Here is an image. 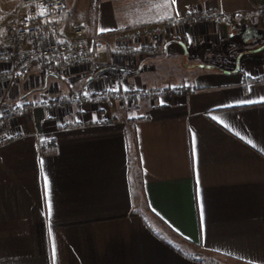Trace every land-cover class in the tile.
<instances>
[{
    "label": "crops",
    "instance_id": "crops-1",
    "mask_svg": "<svg viewBox=\"0 0 264 264\" xmlns=\"http://www.w3.org/2000/svg\"><path fill=\"white\" fill-rule=\"evenodd\" d=\"M208 10L222 20L167 30L162 57L111 62L128 26ZM262 10L264 0H156L123 21L111 1L66 0L62 26L86 28L89 67L32 68L0 87V116L31 105L0 122V264H264ZM181 75L171 99L115 97ZM80 92L91 101L43 106Z\"/></svg>",
    "mask_w": 264,
    "mask_h": 264
},
{
    "label": "built area",
    "instance_id": "built-area-1",
    "mask_svg": "<svg viewBox=\"0 0 264 264\" xmlns=\"http://www.w3.org/2000/svg\"><path fill=\"white\" fill-rule=\"evenodd\" d=\"M23 18L13 22L0 45V87L11 86L18 78L37 68L46 77L67 76L75 70L89 67L92 62V45L85 38L81 26L71 28L69 34L62 29V16L66 0H23ZM264 15V10L260 12ZM222 20L218 10H208L197 15L167 20L139 29L117 34L115 45L110 49L111 62L143 56L148 59L162 57V40L167 30L190 29ZM180 88H158L153 91L117 93L115 97L132 104L142 98L155 101L161 97L171 99ZM103 94L99 99H103ZM91 101L85 92L71 94L67 99L53 98L43 106L50 110H68L76 104ZM31 105L22 101L12 110L0 116V122L15 118L16 114L28 112Z\"/></svg>",
    "mask_w": 264,
    "mask_h": 264
},
{
    "label": "rangeland",
    "instance_id": "rangeland-1",
    "mask_svg": "<svg viewBox=\"0 0 264 264\" xmlns=\"http://www.w3.org/2000/svg\"><path fill=\"white\" fill-rule=\"evenodd\" d=\"M108 1H111L116 6L118 15L122 17L123 21H125L126 18H130L133 20L134 18L135 20L137 18L139 20L140 18H146L148 16L151 5L156 0H108ZM22 18H23V11H22L21 6L20 8H16L15 10L0 9V41L4 37L8 27L13 22L20 21ZM148 25L146 26L144 25V26L136 27V28H130L128 26L127 30L139 29V28L147 27ZM80 26L84 29V31H86V28L83 25H80ZM70 28H72L70 24L63 23L62 29H63L64 34H67ZM182 79H183V75H181L180 77L177 76V77L162 78V80H168L167 81L168 84H166V86H163L161 88L162 89H172V88L175 89V87H179V83L181 82L180 80ZM174 81H179V82L173 83Z\"/></svg>",
    "mask_w": 264,
    "mask_h": 264
},
{
    "label": "trees",
    "instance_id": "trees-1",
    "mask_svg": "<svg viewBox=\"0 0 264 264\" xmlns=\"http://www.w3.org/2000/svg\"><path fill=\"white\" fill-rule=\"evenodd\" d=\"M214 65H215V64H214ZM220 67H221V65H220V66H218V67L215 65V67H214V68H215V69H219Z\"/></svg>",
    "mask_w": 264,
    "mask_h": 264
},
{
    "label": "snow or ice",
    "instance_id": "snow-or-ice-1",
    "mask_svg": "<svg viewBox=\"0 0 264 264\" xmlns=\"http://www.w3.org/2000/svg\"><path fill=\"white\" fill-rule=\"evenodd\" d=\"M175 2V0H173V3Z\"/></svg>",
    "mask_w": 264,
    "mask_h": 264
}]
</instances>
